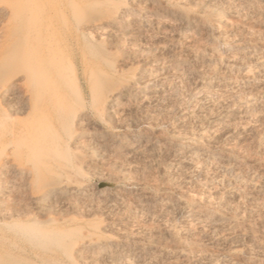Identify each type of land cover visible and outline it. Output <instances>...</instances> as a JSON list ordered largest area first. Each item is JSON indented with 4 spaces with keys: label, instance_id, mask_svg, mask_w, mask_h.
Returning <instances> with one entry per match:
<instances>
[{
    "label": "bare ground",
    "instance_id": "6f19581e",
    "mask_svg": "<svg viewBox=\"0 0 264 264\" xmlns=\"http://www.w3.org/2000/svg\"><path fill=\"white\" fill-rule=\"evenodd\" d=\"M141 4L154 7L143 13ZM0 15L6 17L0 31V264H89V252L102 254L105 264H144L147 258L157 264H264L258 236L264 229L229 215L233 202L244 207L251 199L257 219L264 210V158L244 174L229 155L233 149L217 151L201 133L202 124L210 125L212 138L224 144L253 132L258 148L264 144V125L255 128L264 98V0H0ZM241 18L255 26L245 27ZM214 29L232 37H214ZM190 32L208 33L210 47L192 44ZM127 39L153 41L154 52L114 56L117 51L103 47ZM186 82L192 89L184 93L185 110L169 131L156 139L130 136L122 144L113 122L123 111L151 108ZM245 85L262 88L228 106L234 89ZM156 142L182 177L166 174L160 186L112 187L103 205L106 213L120 210L154 223L136 231L149 238L136 240L141 251L131 256L126 239L108 233L114 220L84 218L93 210V194L83 169L89 159L79 151L94 147L99 158L116 144L128 162L155 160ZM9 176L30 178L28 185L36 187L12 196L27 199L29 207L7 202ZM187 181L204 191L183 193ZM80 207L81 217L74 213ZM63 208L68 212L60 213ZM153 246L156 254L149 252Z\"/></svg>",
    "mask_w": 264,
    "mask_h": 264
},
{
    "label": "rangeland",
    "instance_id": "374dc122",
    "mask_svg": "<svg viewBox=\"0 0 264 264\" xmlns=\"http://www.w3.org/2000/svg\"><path fill=\"white\" fill-rule=\"evenodd\" d=\"M154 5L153 4H141L139 8L142 9L143 13L149 12L153 9ZM243 19V18H241ZM159 20L163 23H168L172 24L169 19L164 18V17H159ZM6 24V17L3 15H0V31L4 28ZM242 24L245 27H253L254 22L250 19H243ZM214 35V37L217 38H222V37H228L231 38L232 35L226 31L222 30H217L214 29L212 31H209ZM190 42L197 46L198 48H208L210 47L209 41L207 40L208 38V33L203 32L201 35H198L197 33H192L190 32ZM211 38V36H210ZM154 46V42L150 43H144L143 41H140L139 39H127L118 42L117 44H111L108 45L104 42L103 47H109L112 49V51H117L115 52L114 56L120 55V54H130L134 52V50H139L140 54L142 56H147L151 52L153 53V49H151ZM150 50V51H149ZM152 50V51H151ZM129 66L135 65L134 63H131V61L127 62ZM178 87L176 88V91H172L170 99L167 100H161L158 102V104L153 105L145 109H138L134 110L133 112H129L128 110L123 111L117 119H115L113 122V129L115 132H117V135H120V138H122V144H126V138L127 137H135L136 139L139 136H142V134H147L150 135L151 139H156L155 136L158 135L160 132H167L168 129H171L170 125L177 119V115L179 112H182L185 110V102L183 101L184 98V93H187L188 91H191V86L189 83H178ZM261 86L258 85H245L241 86L238 88H235L234 91L231 94V97L227 98L226 103L228 106L233 105L234 101L237 99H243L247 98L248 96H251L252 94L258 92V90H261ZM19 93H23V88L19 89ZM18 90V91H19ZM179 90H181L180 93ZM259 90V91H260ZM176 92V93H175ZM174 93V95H173ZM213 94H217L218 92L212 91ZM88 98V97H87ZM178 98L180 100L178 101ZM235 99V100H234ZM236 102V101H235ZM260 106L258 108L257 106V114L259 116V120L257 123L256 130H260L259 127H262L264 125V98L260 99ZM192 106L190 105L188 108H191ZM261 110V111H259ZM216 111V109L214 110ZM219 111V109H217ZM254 113V112H252ZM247 119V118H246ZM241 119L242 121H246ZM115 124V126H114ZM255 125V126H256ZM262 125V126H261ZM210 125L207 124H202V130L201 132L203 135V140L205 143H207L210 147H214L213 149H216L217 151L219 150V147L221 148L222 146H226L230 149V151L233 153H229V155L237 157L235 158V162L237 165L240 166L244 174L250 175L253 173V171L256 170L257 162L256 161L260 160L261 158H264V144H262L259 148L257 146V140L253 136L255 133H246L244 135L238 136V138L230 139L227 140L224 144H220L216 140L212 138V131L214 130L209 127ZM153 129V130H152ZM161 129V130H160ZM152 130V131H151ZM158 130V131H157ZM164 130V131H163ZM201 130V131H202ZM169 131V130H168ZM150 132V133H149ZM158 132V133H157ZM157 133V134H156ZM129 135V136H128ZM154 136V137H153ZM140 138V137H139ZM138 138V139H139ZM206 138V141H205ZM157 143V142H156ZM113 144V143H112ZM157 148L160 150L159 156L157 159H152L151 157L147 156L144 158H138L134 159L131 162L126 161L124 157H122L119 154V150L116 147V144H113L112 146H109L108 149L104 152H101L102 155L100 154L101 157L97 158V150L94 147L84 149L80 148V155L84 156L83 159L88 160L86 165L84 163L83 169L86 172L85 178L87 180V183L90 188V193L93 194L92 203L93 205V210L91 211V214L85 215L84 218H87L88 220H106V221H113L115 222V226L109 227L108 228V233L112 235H119L123 236L124 239H126V249L129 252L131 256H135L138 254L141 249L139 248V243L135 242L136 240L140 239L139 241H147L149 237L147 236H142V235H137L136 231H138L142 227H150L154 225V223L148 219H141V218H132L128 217L127 214L123 213L120 210H114L110 211L109 213H106L103 209L107 203V195L106 193L110 188H119L122 186L128 187V184L131 183H142V181L150 183V184H155L160 186V178L162 176H168L174 177V178H181L182 176H178L177 173L173 172L171 167L169 166V161H170V156L167 153L162 152V145L160 143H157ZM206 144V145H207ZM216 147V148H215ZM94 148V149H93ZM116 148V149H115ZM263 148V149H262ZM82 149V150H81ZM222 149V148H221ZM82 151V152H81ZM260 151V152H259ZM235 153V154H234ZM233 157V159H234ZM97 158V159H96ZM240 162V163H238ZM242 162V164H241ZM164 169V170H163ZM166 170V171H165ZM172 171V172H171ZM175 173V174H174ZM250 173V174H249ZM168 174V175H166ZM20 178L19 176H9L7 179V183L5 182V187L4 190L6 193H8V201L9 204L14 203L13 205L16 206H26L29 207V203L27 199H19V198H13L15 193H18V190L21 192V189L23 192H31L36 189L35 186L28 185L30 178ZM9 181V182H8ZM28 181V182H27ZM188 183L184 184L183 186V193H198L200 195L204 190L203 188L198 184V186L195 184L194 181H187ZM27 184V186H26ZM124 184V185H123ZM24 185V186H23ZM117 186V187H115ZM31 190V191H30ZM11 192V194H10ZM13 193V194H12ZM126 193H129V189L126 190ZM12 201H11V200ZM80 201L83 200V198L79 197ZM82 199V200H81ZM127 199H131V196L127 195ZM17 200V201H16ZM16 201V202H15ZM252 202V203H251ZM21 203V204H20ZM241 202H238V204L235 202L232 203V209H230L229 215L231 217H234L236 214L238 220L240 219L244 222H241L243 226L250 227L252 229H264L262 226H264V223H259V218L264 219V210L259 212V217L257 219V214L258 213H252L250 212L252 207H254V201L251 199L250 201H246L242 207L239 205ZM20 204V205H19ZM247 204V205H246ZM239 206H241L239 208ZM17 207V206H16ZM249 210H247V209ZM246 210V211H245ZM60 213H67V209L63 208L59 210ZM240 212V213H239ZM77 214L79 217L84 214V210L79 208V210H75L74 212ZM241 214V215H240ZM255 214V215H254ZM81 215V216H80ZM234 215V216H232ZM263 215V216H261ZM239 220V221H240ZM260 225V226H259ZM260 231V230H259ZM261 232V233H260ZM260 235L258 234L259 238L264 242V234L262 231H260ZM262 234V235H261ZM137 245V246H136ZM139 249V250H137ZM151 250V249H150ZM151 254H156L158 252V248L153 246L152 250L149 251ZM99 253L94 252L93 254L89 252V254H86L84 258L85 261H87L89 264H105L102 260V254L99 257ZM178 255V254H177ZM149 256V255H147ZM101 258V259H100ZM176 258V257H175ZM180 258V255H178V258ZM170 259L169 256H164L162 257L161 260L168 261ZM144 264H157L156 261L151 260V258H147V261Z\"/></svg>",
    "mask_w": 264,
    "mask_h": 264
}]
</instances>
